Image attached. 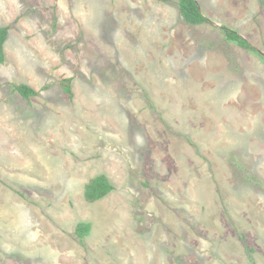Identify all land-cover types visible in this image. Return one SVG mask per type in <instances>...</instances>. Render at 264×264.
Instances as JSON below:
<instances>
[{"label": "rangeland", "instance_id": "1", "mask_svg": "<svg viewBox=\"0 0 264 264\" xmlns=\"http://www.w3.org/2000/svg\"><path fill=\"white\" fill-rule=\"evenodd\" d=\"M197 1L0 0V264H264V0Z\"/></svg>", "mask_w": 264, "mask_h": 264}, {"label": "trees", "instance_id": "2", "mask_svg": "<svg viewBox=\"0 0 264 264\" xmlns=\"http://www.w3.org/2000/svg\"><path fill=\"white\" fill-rule=\"evenodd\" d=\"M179 14L181 19L192 26H201L209 22V19L204 15L197 0H178ZM225 39L229 43H233L249 53L258 55L264 59V54L253 47L252 44L235 30L223 28ZM9 34L8 27L0 28V63L5 61V43ZM63 90L65 93L72 96L71 80L66 79ZM15 90L25 99L37 96V91L27 85H17ZM114 190V186L106 175L100 174L94 177L84 190L85 200L89 203H95L108 196ZM92 224L89 222H80L77 224L76 235L83 239L91 234Z\"/></svg>", "mask_w": 264, "mask_h": 264}]
</instances>
